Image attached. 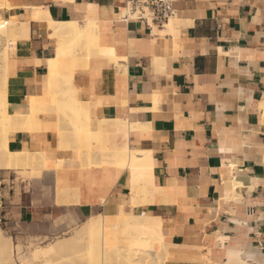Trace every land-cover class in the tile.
I'll use <instances>...</instances> for the list:
<instances>
[{
    "label": "crops",
    "instance_id": "0c3cea01",
    "mask_svg": "<svg viewBox=\"0 0 264 264\" xmlns=\"http://www.w3.org/2000/svg\"><path fill=\"white\" fill-rule=\"evenodd\" d=\"M7 3L23 34L7 60L9 113L50 97L48 62L64 55L72 77L57 87L83 106L86 133L145 157L156 190L136 192L129 167L72 163L58 115L38 112L7 150L43 153L50 169H0V231L26 244L123 213L159 220L167 264H264V0H174L168 23L148 28L122 18L125 0Z\"/></svg>",
    "mask_w": 264,
    "mask_h": 264
},
{
    "label": "bare ground",
    "instance_id": "6f19581e",
    "mask_svg": "<svg viewBox=\"0 0 264 264\" xmlns=\"http://www.w3.org/2000/svg\"><path fill=\"white\" fill-rule=\"evenodd\" d=\"M8 5L9 3H7V0H0V10L2 8L8 9V7L10 6ZM81 28L82 27H80V29ZM19 30L21 32L20 27H19ZM19 30L16 31L14 29V23L12 22V20L3 19V17L1 18L0 16V145H1L0 169L21 168V167H26L32 164L33 169L31 171L34 170L33 172L36 171L39 174V171H40L39 167H42L41 165L48 166L47 162L42 157L43 153L41 154V153L33 152L34 154H30V153H16V152L10 153L8 152L7 150V141H8L7 131L8 129H12V131H15V130H32L36 128L37 120L35 118V115L36 113L42 112V111L43 112L44 111H59V110L62 111L66 117H69L70 120L73 121V125L75 128L80 127V126L81 128L84 127L85 125L82 126L83 122H85V124L86 123L88 124V121L87 120L83 121L85 118L83 115H86L84 114L86 112L83 110L82 105H79L77 103L75 104V102L73 101V98L71 97L72 93L68 92L69 96L65 104H63L59 98V96L62 95L60 93V89L57 87L58 85L57 79L60 76V74H62L61 68L59 66V62L61 60L63 61L64 59H66V57L62 54H58L57 56H55L56 58L53 60L49 59L50 61L48 62V66H47V69L49 68V75H48V83H49V88H50L49 96L52 99L54 98L55 103H51L52 100H50L51 99L50 97L44 98L43 96V97L38 98L34 96L28 99L29 109H30V112L28 113V115H12L9 113L8 103L6 99V96H7L6 94L7 60H8V55H9V53L7 52V49L12 50L14 48L15 40L18 39L16 34L18 36L19 34H22L20 32L19 34L17 33ZM87 33H90V31ZM24 36L25 38L23 39H27L26 35ZM7 43H8L7 45L8 47L6 46ZM66 71H67L66 78L69 82L71 80L72 72L69 67L66 69ZM68 113H69V116H67ZM82 130H84L85 133L88 131L86 127H84V129ZM79 135H80V132H79ZM78 137L75 140L76 142L82 139L81 136H78ZM128 151H118V150L108 151V156L110 160H107L105 162L106 163L108 162L114 165H119L121 167H129L133 174L132 178L135 184L134 188H136V192L147 194L151 190L155 191L156 188L152 186L150 169L147 166V161L145 157H140V158L136 157L133 151H130V152ZM43 169L41 171H43ZM118 226H123L124 233L128 232L132 234L133 236H136V238L138 239H137V242L133 241L136 239H133L132 240L133 242H130V243L127 242L124 245L122 243H121L122 245L121 244L117 245V243H119L117 242L116 244L112 246V250H111L109 247L110 243L108 242H110L109 240H112L113 238H115L114 236H116V234L119 235ZM159 228H160V222L158 219H154L150 217H140V216H135V215H125L123 213H120L118 215H107L101 218V222L93 221L91 223L86 224L83 227L81 233H82L83 240H85L86 243L84 244V241H83L82 247L83 249H86V248L87 249L85 250V253L82 255L85 256V258H87L91 263H94V264H103V263L105 264L109 262L111 260L110 259L111 254L114 256L116 264H138V263L146 264V262H148L149 264L150 263L160 264L165 261L163 260V258L165 257L164 251L160 252L161 253L160 254L158 253L159 251H156L157 249L155 250L154 248L156 247L155 246L156 243H162L161 241L162 236L160 234L161 231H159ZM3 237L0 231V257L1 258L3 256L5 257L6 254L10 256L9 248L11 247V241H10L11 239L7 236L6 238H3ZM112 243H114V241ZM74 244H75V241L71 243L70 241H68V239H64V240L61 239L49 246L46 245L44 248L41 247V248L35 249V251L32 254H30V258L38 259L40 257H43L44 262H42L41 264H49L50 262H53V260L51 261L50 259V258L53 259V257L51 256H54V258L57 257L58 254L74 246ZM83 245L86 248H84ZM25 256L23 255L20 256L18 260L22 261L23 263L27 259L26 258L27 256L26 257ZM46 257H49V258H46ZM55 259H54V262H56L55 264H57V260L58 262H62V261H59L60 258L56 260ZM63 259L64 258H62L61 260ZM157 259L160 260L161 262L159 261L160 263H158Z\"/></svg>",
    "mask_w": 264,
    "mask_h": 264
},
{
    "label": "rangeland",
    "instance_id": "374dc122",
    "mask_svg": "<svg viewBox=\"0 0 264 264\" xmlns=\"http://www.w3.org/2000/svg\"><path fill=\"white\" fill-rule=\"evenodd\" d=\"M6 9L7 8H2L0 10V16H1V18L3 17V19H5L4 12ZM7 45H8V43L6 44V46ZM9 50L10 49H7V52L9 53L8 58L10 57V54H11V50H10V52H9ZM64 64H65V59L63 61L61 60L59 62V66H60L61 72H62V74H60V76L64 75L66 78V72L67 71L64 68V67H66ZM66 81H67L66 83L68 85H70L69 82L71 80L68 82V80L66 78ZM70 91H71L70 87H68L65 90L60 89V93L62 95H60L59 98L63 104H65L66 101L68 100V96H69L68 92L71 93ZM54 112L58 115V118H59V120H58V135H59L60 139H61V137L64 138L65 140L69 139V137L71 139V140H69V143H68L69 147L67 146L64 149L66 150V152L69 151L70 148L76 149V151H75L76 152V159L74 161H72V163H74V164L76 163L80 166L92 165V163H94L93 164L94 166H99L101 164H106L105 161L110 160V158L108 156V150H106V147H105L106 142H105V139L102 135H100L98 133L87 134L82 129H84V127H86V128H88L87 130H89V128H90L89 124H87V123L85 124V122H83L82 126L85 125L84 127L81 128V126H80V127L75 128L73 125V121H71L68 117H66L62 111L59 110V111H54ZM86 120H88V119H84L83 121H86ZM88 122H89V120H88ZM10 132H13L12 129H8L7 137H8V134ZM79 132H80V135H79ZM78 136H81L82 139L80 141H77V142L74 141L77 139ZM78 138H80V137H78ZM0 152H1V145H0ZM68 162H71V161L68 160ZM29 166L30 165H28L26 167H21V168H15L14 170L18 169V171H17L18 175L22 176L25 179H32V178H35L36 176L38 177V175H39L38 172L35 171L36 172L35 173V172H33L34 170L31 171L33 169L32 168L33 166L32 167H29ZM41 166L43 167L44 165H41ZM42 167H39L40 171L44 167L45 168L43 170H49L50 169V167H48V166H44L43 168ZM48 186H51V185H48ZM46 189H47V191H51V187L50 188L47 187ZM55 203L60 204L57 200ZM102 217L103 216H101V215H97L94 217H90V218H88L84 221H81V222H76L72 219H69L67 223L65 221H62L61 219L56 220V222H55L56 225L66 223L67 230L63 231V232H58L57 229L51 230V232L48 236L30 239L26 244H21L19 242L18 243H12L11 242V247L9 248L10 256H8V254H6L5 257L4 256L2 258L0 257L1 258L0 264H24V262H25V264H41L42 262H44L43 257H40L42 259H40V258L31 259L30 254H32L35 251V249L41 248L45 245L49 246V244H53L56 241L61 240V239H63V240L68 239V240L73 241V242L75 241V244H74V246L70 247L69 249L62 251L60 254L57 255V257H55L56 259L60 258L59 261H62V262H58V260H57V264L58 263L59 264H62V263L63 264H94V263H91L87 258H85V256L82 255L85 253V250L87 248L84 245L83 246L86 249H83V247H82V242L84 241V244L86 242H85V240H83L81 231H82L83 227L88 223H91L93 221L94 222H101ZM123 230H124L123 226H118L119 235L116 234V236H114L115 238H113L112 240H109L110 242H108V243H110L109 247L111 250H112V246L114 244H116L117 242H119V243H117V245L121 244V243L124 245L127 242L130 243L133 241L137 242L138 238H136V236H133L132 234H130L128 232L124 233ZM1 235H2V237L4 236L3 238H6V235L2 234V232H1ZM121 239H123V240H121ZM130 239H131V241H130ZM133 239H136V240H133ZM111 241L112 242L114 241V243H112ZM155 246L156 247H154V248H155V250L157 249L156 251H159L158 253L164 251L165 257L163 258V260H165V261L162 263L167 264V258L165 255V248H163L164 245H162V243H156ZM22 255L27 256V257L25 256L27 259L23 263H22V261L18 260V258H20V256H22ZM28 256L30 259L28 258ZM51 257H53V259L50 258L51 261L53 260V262H50L49 264H52V263L55 264L56 262H54V259H55L54 256H51ZM46 258H49V257H46ZM62 258H64V259L61 260ZM110 259L111 260L105 264H116V261H115L114 256L112 254L110 256ZM157 261H158V263L161 262L158 259H157ZM162 263H160V264H162ZM138 264H140V263H138ZM142 264H145V263H142ZM146 264H149V263L146 262Z\"/></svg>",
    "mask_w": 264,
    "mask_h": 264
},
{
    "label": "built area",
    "instance_id": "2783aa9c",
    "mask_svg": "<svg viewBox=\"0 0 264 264\" xmlns=\"http://www.w3.org/2000/svg\"><path fill=\"white\" fill-rule=\"evenodd\" d=\"M174 0H125L122 18L145 27H164L173 16Z\"/></svg>",
    "mask_w": 264,
    "mask_h": 264
}]
</instances>
